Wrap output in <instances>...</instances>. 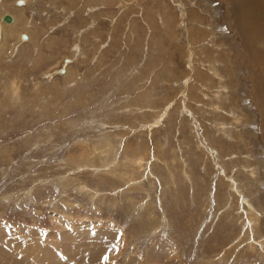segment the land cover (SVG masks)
I'll use <instances>...</instances> for the list:
<instances>
[{
    "label": "rangeland",
    "instance_id": "obj_1",
    "mask_svg": "<svg viewBox=\"0 0 264 264\" xmlns=\"http://www.w3.org/2000/svg\"><path fill=\"white\" fill-rule=\"evenodd\" d=\"M262 1L0 0V264H264Z\"/></svg>",
    "mask_w": 264,
    "mask_h": 264
},
{
    "label": "bare ground",
    "instance_id": "obj_2",
    "mask_svg": "<svg viewBox=\"0 0 264 264\" xmlns=\"http://www.w3.org/2000/svg\"><path fill=\"white\" fill-rule=\"evenodd\" d=\"M257 1V0H256ZM260 6L262 7V11L264 12V0L260 3ZM5 16V15H4ZM4 16H3V19H4ZM5 20V19H4ZM6 21V20H5ZM13 21V18L11 21H6V22H12ZM8 24V23H7ZM260 25V24H259ZM261 26V25H260ZM262 28V27H261ZM24 39V38H23Z\"/></svg>",
    "mask_w": 264,
    "mask_h": 264
},
{
    "label": "water",
    "instance_id": "obj_3",
    "mask_svg": "<svg viewBox=\"0 0 264 264\" xmlns=\"http://www.w3.org/2000/svg\"><path fill=\"white\" fill-rule=\"evenodd\" d=\"M4 19L6 20V21H11L12 20V16H10L9 14H6L5 16H4ZM26 38V37H25Z\"/></svg>",
    "mask_w": 264,
    "mask_h": 264
}]
</instances>
